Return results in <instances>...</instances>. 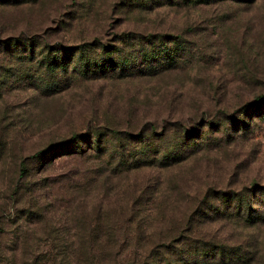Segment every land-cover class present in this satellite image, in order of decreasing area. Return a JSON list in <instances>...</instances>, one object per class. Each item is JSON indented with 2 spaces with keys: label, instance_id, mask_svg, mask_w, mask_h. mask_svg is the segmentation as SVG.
I'll return each mask as SVG.
<instances>
[{
  "label": "rangeland",
  "instance_id": "obj_1",
  "mask_svg": "<svg viewBox=\"0 0 264 264\" xmlns=\"http://www.w3.org/2000/svg\"><path fill=\"white\" fill-rule=\"evenodd\" d=\"M161 43L171 60L141 59ZM43 56H60L66 71L39 67ZM94 63L103 73L84 75ZM99 126L141 138L104 135L106 152L182 159L117 170L106 154L31 158L71 134L67 149L87 150L82 135ZM224 196L234 207L264 197V0H0V264H64L79 210L89 228L117 229L118 244L134 228L157 242ZM193 227L227 245L251 240L248 264H264V223Z\"/></svg>",
  "mask_w": 264,
  "mask_h": 264
},
{
  "label": "trees",
  "instance_id": "obj_2",
  "mask_svg": "<svg viewBox=\"0 0 264 264\" xmlns=\"http://www.w3.org/2000/svg\"><path fill=\"white\" fill-rule=\"evenodd\" d=\"M12 41L16 43L17 39L4 40L2 41L4 43L3 46H7ZM167 46L164 43L157 44L156 46L152 45L154 48L149 53L142 55L143 58L141 59L146 63L156 61L158 58L159 60H171L172 56ZM60 48L66 49L63 46ZM107 53L110 52L107 51ZM110 61L112 62L111 59ZM36 62L39 63V67L45 66L49 70L66 71V63L63 62L60 56L52 57L51 59L43 56ZM92 65H94V68L91 69H89L88 65H84V69L82 70L85 72L84 75L91 74L94 76L96 73H103L104 65H98L97 63ZM112 65V71L116 70L117 73H122L124 66H121V63H114ZM75 69L73 67L71 71H75ZM167 69L169 68L161 69V71ZM158 72L156 70L140 71L143 76H152ZM261 98L263 96H257L255 100ZM154 127L153 124H149L150 131L154 130ZM104 135L118 140L121 144H126L123 140L136 142L141 140L140 136L99 126L94 130H87L82 135L90 143V148L88 147L87 150L77 151V148L67 149L68 145L76 144L79 137V135L71 134L69 140L49 143L47 146L35 151L31 155V158L41 159V164L45 165L63 155H79L81 157L82 155L89 156L93 154L100 156L106 154L111 160L115 161L112 169L117 170L137 168L142 165V158L151 159L153 162L161 164L178 162L182 159L179 153L174 154L171 151H163L159 154V148L154 152L151 149L148 150V148L140 147L139 152L131 154H125L121 149L117 152H106L107 148H103L100 141ZM88 150L90 151L89 154H85L88 153ZM47 154H51V158H45ZM23 164V161L20 160L19 167H22ZM217 201L222 202L223 207L221 204L219 206L214 202H209L212 204L208 203V205L197 209L188 216L186 220L188 226L186 228L182 231L176 230L177 233L175 234H171L168 231L164 232L167 235L162 237L160 234L158 240H156L157 242L150 240L149 236L145 238L142 229L134 228V230H123L125 234L123 237L124 241L118 244L115 240L117 229L101 226L89 228L90 218L88 225H86L85 220L88 216L80 212V210L76 211V244L72 243L64 246L63 253L66 259L64 264H248L254 258L253 253L248 250V247L252 246L251 240L250 242L249 239L245 241L247 245L243 246L244 249L238 242L227 245L214 239H207L203 235L195 234L193 223L198 219L214 220L225 217L234 220L242 227L253 225L257 222L264 223V210H261L264 208V197L261 199L257 198L256 200H251L245 196L240 197L237 199L235 207L232 206V197L230 196L219 197ZM254 205H258V208H254ZM133 219L134 215L131 214L129 221ZM109 237L113 239V243H108ZM97 240H101L102 243L98 244ZM244 250L250 253L249 256ZM72 257L74 258L73 260Z\"/></svg>",
  "mask_w": 264,
  "mask_h": 264
}]
</instances>
